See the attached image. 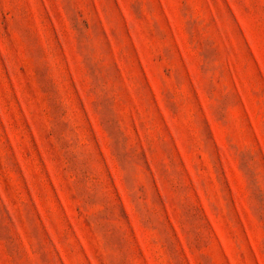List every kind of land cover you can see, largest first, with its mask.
<instances>
[{"label":"rangeland","instance_id":"obj_1","mask_svg":"<svg viewBox=\"0 0 264 264\" xmlns=\"http://www.w3.org/2000/svg\"><path fill=\"white\" fill-rule=\"evenodd\" d=\"M0 264H264V0H0Z\"/></svg>","mask_w":264,"mask_h":264}]
</instances>
